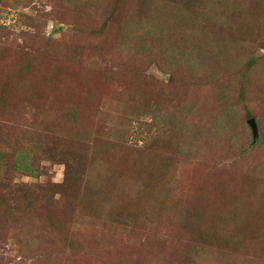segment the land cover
I'll list each match as a JSON object with an SVG mask.
<instances>
[{
  "label": "rangeland",
  "instance_id": "obj_1",
  "mask_svg": "<svg viewBox=\"0 0 264 264\" xmlns=\"http://www.w3.org/2000/svg\"><path fill=\"white\" fill-rule=\"evenodd\" d=\"M0 264H264V0H0Z\"/></svg>",
  "mask_w": 264,
  "mask_h": 264
},
{
  "label": "water",
  "instance_id": "obj_2",
  "mask_svg": "<svg viewBox=\"0 0 264 264\" xmlns=\"http://www.w3.org/2000/svg\"><path fill=\"white\" fill-rule=\"evenodd\" d=\"M248 123L251 127L252 135H253V138L255 140L258 137V130H257L256 122L253 118H251L248 120Z\"/></svg>",
  "mask_w": 264,
  "mask_h": 264
}]
</instances>
